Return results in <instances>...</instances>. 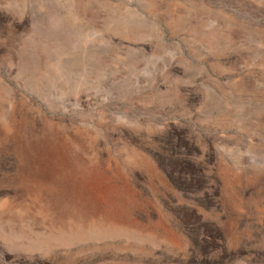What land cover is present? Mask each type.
<instances>
[{
  "label": "rangeland",
  "instance_id": "rangeland-1",
  "mask_svg": "<svg viewBox=\"0 0 264 264\" xmlns=\"http://www.w3.org/2000/svg\"><path fill=\"white\" fill-rule=\"evenodd\" d=\"M0 264H264V0H0Z\"/></svg>",
  "mask_w": 264,
  "mask_h": 264
},
{
  "label": "trees",
  "instance_id": "trees-1",
  "mask_svg": "<svg viewBox=\"0 0 264 264\" xmlns=\"http://www.w3.org/2000/svg\"><path fill=\"white\" fill-rule=\"evenodd\" d=\"M187 166L190 167V172H188L189 174L185 178V182H187L189 179L190 184H192L195 180L199 182L204 180V167L201 163L187 161ZM194 216L195 213L192 214V217ZM188 231L190 232L191 239L194 241L195 252L197 254L206 255L209 245L212 244L216 239V233L211 230V226L207 222L199 223L194 219V223ZM201 236L202 239L199 238Z\"/></svg>",
  "mask_w": 264,
  "mask_h": 264
}]
</instances>
